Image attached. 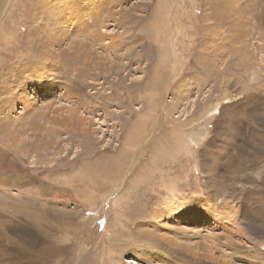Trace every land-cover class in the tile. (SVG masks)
<instances>
[{"label": "rangeland", "instance_id": "1", "mask_svg": "<svg viewBox=\"0 0 264 264\" xmlns=\"http://www.w3.org/2000/svg\"><path fill=\"white\" fill-rule=\"evenodd\" d=\"M0 182L11 264H264V0H0Z\"/></svg>", "mask_w": 264, "mask_h": 264}, {"label": "bare ground", "instance_id": "2", "mask_svg": "<svg viewBox=\"0 0 264 264\" xmlns=\"http://www.w3.org/2000/svg\"><path fill=\"white\" fill-rule=\"evenodd\" d=\"M213 110H215V109H213ZM154 119V118H153ZM159 123H161V119H159V118H155L154 119V121L153 122H151V127L149 128V130L150 131H153L154 129H156L157 128V126H158V124ZM144 131V130H143ZM23 132V131H22ZM147 132V131H146ZM142 133H144V132H142ZM151 133V132H150ZM147 135V134H146ZM145 137V136H144ZM14 140V139H13ZM18 145V144H17ZM128 172H129V170H128ZM6 176V175H5ZM125 178H126V175L124 176ZM19 179H21L20 177H18ZM124 178V179H125ZM18 179V180H19ZM123 179V180H124ZM15 180H16V178H15ZM3 181V180H2ZM8 182V181H7ZM123 182V181H122ZM122 182L121 181H119L118 182V184H117V187L116 188H120L121 187V185H122ZM1 183V182H0ZM18 183H21L20 181L18 182ZM17 184V183H16ZM119 199H120V197H119ZM118 199V200H119ZM14 205V204H13ZM18 206V205H17ZM23 206V205H22ZM184 207L183 206H180V207H177V209H175V212H176V214H181V209H183ZM18 209V208H17ZM21 209V208H20ZM42 220V219H41ZM39 222V221H38ZM10 223V222H9ZM31 227V226H30ZM40 227H42L41 225H40ZM26 231L28 232V233H32L33 234V237L29 240V242H28V245H30V246H34V242H38V241H43L44 239H45V235H43L42 234V231H41V228H39L37 225H34V228H27L26 229ZM43 231H44V227H43ZM23 237V236H22ZM24 238V237H23ZM0 243H1V245H0V258L2 259V260H7L10 264H11V262L8 260L9 258H14V253L16 254V252H18V251H20V252H24V253H27L26 252V249H22V250H20V247L19 246H17L16 244H14V243H12L11 241H10V239H5V235L2 233V230H1V228H0ZM43 243H46V241H43L42 242V244ZM215 244L216 245H214L213 247H214V249H215V247L216 246H218L220 243H218V242H215ZM7 248H9V249H11V251H7ZM24 248H27L26 246L24 247ZM29 248V247H28ZM210 249H213L212 247H210ZM39 250V249H38ZM219 250V248L218 249H216V250H213V251H210L211 253H213L214 254V252H216V251H218ZM220 251V250H219ZM40 256L38 255V257L36 258V257H34L33 256V258L34 259H31V264H42V263H45V262H47V255H46V253H45V249L43 248V247H41L40 248ZM221 252V251H220ZM28 254H29V252H28ZM37 256V255H36ZM226 256V255H225ZM39 258V259H38ZM43 259V260H42ZM220 261H221V259H219ZM134 260L133 259H131V261L129 260L128 262H133ZM219 261V262H220ZM223 261V260H222ZM221 261V262H222Z\"/></svg>", "mask_w": 264, "mask_h": 264}]
</instances>
